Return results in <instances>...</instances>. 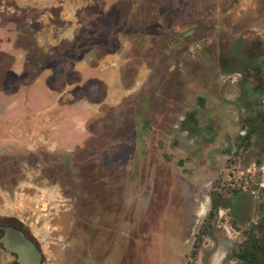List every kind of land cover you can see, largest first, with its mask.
Instances as JSON below:
<instances>
[{
    "label": "rangeland",
    "instance_id": "374dc122",
    "mask_svg": "<svg viewBox=\"0 0 264 264\" xmlns=\"http://www.w3.org/2000/svg\"><path fill=\"white\" fill-rule=\"evenodd\" d=\"M251 113L264 0H0V219L42 264H187L216 184L241 207L194 264H242L264 223Z\"/></svg>",
    "mask_w": 264,
    "mask_h": 264
},
{
    "label": "trees",
    "instance_id": "16d2710c",
    "mask_svg": "<svg viewBox=\"0 0 264 264\" xmlns=\"http://www.w3.org/2000/svg\"><path fill=\"white\" fill-rule=\"evenodd\" d=\"M250 119V130L247 131L246 135L242 138V143L239 146L240 151L245 152L251 145V139L253 135H256L260 140H264V121L257 114L251 113ZM216 184L213 188L211 195V208L207 214L203 226L196 236V244L192 253V259L187 264H194V259L198 252V248L202 242V238L207 234L213 220L218 215L220 208H226L232 211L237 216L240 205V197L243 194L242 189H232V197L226 199L223 191ZM244 241L240 244L235 255L242 264H264V223L262 226L254 228L250 227L244 231Z\"/></svg>",
    "mask_w": 264,
    "mask_h": 264
},
{
    "label": "water",
    "instance_id": "95a60500",
    "mask_svg": "<svg viewBox=\"0 0 264 264\" xmlns=\"http://www.w3.org/2000/svg\"><path fill=\"white\" fill-rule=\"evenodd\" d=\"M4 235L0 239L4 248L18 256L21 264H41L43 254L25 233L13 227H2Z\"/></svg>",
    "mask_w": 264,
    "mask_h": 264
},
{
    "label": "flooded vegetation",
    "instance_id": "af4514ba",
    "mask_svg": "<svg viewBox=\"0 0 264 264\" xmlns=\"http://www.w3.org/2000/svg\"><path fill=\"white\" fill-rule=\"evenodd\" d=\"M42 129V128H41ZM53 129V128H52ZM51 134V133H50ZM44 132H42L41 134V139L43 140L45 137H44ZM46 139H51V136H46ZM13 227L19 231H22L23 233H25L26 237L29 238L31 241H33L36 246L39 248L37 242L35 240H33L29 234L25 231V229L23 228V226L21 224H17L13 219H0V239L2 238V236L4 235V232L3 230L1 229L2 227ZM0 253L4 254L6 256V262L4 264H21L19 262V259H18V256L14 253H11L9 251H7L3 244L0 242ZM43 260V259H42ZM42 264V262H41Z\"/></svg>",
    "mask_w": 264,
    "mask_h": 264
}]
</instances>
